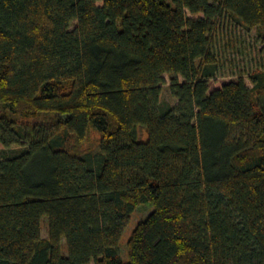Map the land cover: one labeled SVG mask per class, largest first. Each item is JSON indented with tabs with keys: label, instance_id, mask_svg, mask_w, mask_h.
<instances>
[{
	"label": "trees",
	"instance_id": "1",
	"mask_svg": "<svg viewBox=\"0 0 264 264\" xmlns=\"http://www.w3.org/2000/svg\"><path fill=\"white\" fill-rule=\"evenodd\" d=\"M224 15L264 39V0H0V264H264V71L210 88Z\"/></svg>",
	"mask_w": 264,
	"mask_h": 264
},
{
	"label": "rangeland",
	"instance_id": "2",
	"mask_svg": "<svg viewBox=\"0 0 264 264\" xmlns=\"http://www.w3.org/2000/svg\"><path fill=\"white\" fill-rule=\"evenodd\" d=\"M73 27V26H72ZM212 49L217 59L216 77L210 80L209 86L213 87L242 78L251 88L249 76L255 71H264V39L256 30L247 31L233 21L229 16H222L216 22V30L212 36ZM166 84L162 87L161 102L163 105L174 106L177 100L171 97L168 87L170 76L164 75ZM182 81L181 78H179ZM140 138L146 137L143 128H139ZM152 211V205L141 204L132 213L130 221L124 229L120 239L122 260L127 262L125 244L132 231ZM42 236H47L46 224L42 223Z\"/></svg>",
	"mask_w": 264,
	"mask_h": 264
}]
</instances>
